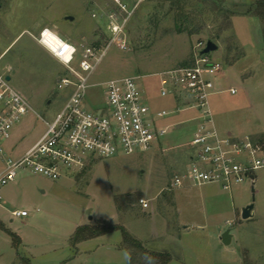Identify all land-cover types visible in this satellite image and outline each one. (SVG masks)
<instances>
[{
	"label": "rangeland",
	"instance_id": "1",
	"mask_svg": "<svg viewBox=\"0 0 264 264\" xmlns=\"http://www.w3.org/2000/svg\"><path fill=\"white\" fill-rule=\"evenodd\" d=\"M258 1L0 0V72L11 77V84L34 111L16 125L10 144L22 151L37 141L45 128L42 119L53 118L68 94L57 87L64 69L33 38L44 27L78 45H105L113 37L111 27L120 25L127 51L112 45L90 83L141 77L156 111H171L181 103L159 96L155 75L190 63L199 52L197 44L212 41L218 49L208 56L224 68L223 92L209 100L216 129L237 138L264 131V24L249 12ZM231 88L234 95L227 91ZM101 92L100 87L90 89L89 102H103ZM194 117L195 112L188 111L163 119L162 123L175 127L147 153L88 160L81 171L62 174L56 180L21 171L2 190L3 195L13 187L9 200H3L4 209L0 206V218L4 228L22 242L14 246L0 229V264H21L16 254L31 264H76L74 248L63 238L68 229L65 223L78 217L85 223L108 218L116 206L121 208V221L146 241L145 249L169 254L170 264H264V169L257 172L255 186L245 181L230 192L215 184L207 187L214 193L213 202L207 205L199 199L202 187L172 185L190 154L193 129L186 121ZM129 192L141 196L148 207H140L139 201L134 210L126 209L121 200L115 204L114 195ZM174 196L182 212L181 226L172 206ZM250 204L255 212L243 220L242 210ZM20 210L27 211L28 217L12 216ZM151 230L155 237L167 238L165 242L148 239ZM226 231L232 237L228 245L221 240ZM121 240V233L115 231L91 244L105 248Z\"/></svg>",
	"mask_w": 264,
	"mask_h": 264
},
{
	"label": "built area",
	"instance_id": "2",
	"mask_svg": "<svg viewBox=\"0 0 264 264\" xmlns=\"http://www.w3.org/2000/svg\"><path fill=\"white\" fill-rule=\"evenodd\" d=\"M110 30L113 37L105 45H78L47 27L33 37L64 69L65 73L57 78V87L68 94L53 118L42 119L43 134L17 157L8 153L6 142L14 127L34 111L28 99L6 79L9 75L0 72V206L2 190L21 171L56 180L62 174L81 171L88 160L147 153L175 127L162 123L163 119L188 111L195 112V117L186 121L195 123L190 139L193 156L187 169L174 177L172 185L215 184L229 192L245 181L254 186L257 172L264 169V134L243 138L219 134L209 100L223 92L220 82L224 68L208 54H202L207 43L197 44L199 52L190 63L155 75L159 80V96L181 103L180 108L171 111H156L150 106L151 99L143 90L141 77L90 83L112 45L127 51L122 27L113 25ZM95 87L102 88L103 102L99 104L90 103L87 98V92ZM227 91L236 93L233 88ZM139 203L148 207L144 199ZM28 215L27 211L12 212L13 217Z\"/></svg>",
	"mask_w": 264,
	"mask_h": 264
},
{
	"label": "crops",
	"instance_id": "3",
	"mask_svg": "<svg viewBox=\"0 0 264 264\" xmlns=\"http://www.w3.org/2000/svg\"><path fill=\"white\" fill-rule=\"evenodd\" d=\"M234 95V94H233ZM151 99V98H150ZM173 101V100H172ZM188 124H191L192 127L191 129L194 130V127H195V123H188ZM19 125V124H18ZM17 125V126H18ZM194 125V126H193ZM17 126L14 127L13 131H12V135L10 137V139L6 142V149L8 151V153L14 157H17V156H20L21 154H23L28 148H30L34 143H31L29 146H26L22 151H17V149L15 148V146L13 144H10V141L14 135V131L17 129ZM193 130H192V133H193ZM219 132V131H218ZM191 133V135H192ZM219 134L221 136H224L223 134H221L219 132ZM261 134H264V131L262 130H258V131H254L253 133L247 135V136H258V135H261ZM227 135H231L232 136V133L231 132H227ZM241 136V135H239ZM193 156V151L190 149V154H189V157L187 159V163L184 167V170L183 172L187 169V167L189 166L190 164V161H191V158ZM2 167V162L0 160V168ZM177 175V174H176ZM175 175V176H176ZM174 176V177H175ZM258 176L256 175V178H255V182L257 180ZM14 183V182H13ZM256 183H254V186H255ZM214 184H210V185H204V186H198V187H202L200 190H199V199H200V202L202 205H207L206 203H212V199L214 198V193H213V190L210 189V188H207V187H212ZM219 186V185H218ZM220 187V186H219ZM182 188V187H181ZM184 188H187L189 189V187H184ZM183 188V189H184ZM207 189V190H206ZM13 190V187L12 189H6L4 191V194L2 195L3 196V200L4 202L5 201H8L9 198H10V195H11V191ZM127 194H130V195H134V192H129V193H126L125 195ZM141 194H139L140 196ZM115 196V195H114ZM114 196H113V201L115 202L114 200ZM139 199H141V196L138 197V201ZM212 201V202H211ZM3 203V201H2ZM116 204V203H115ZM136 204L138 203H134V204H130L127 206L126 209L130 210L132 209ZM179 203L177 201V198L176 196H174V199H173V202H172V206L175 208L176 210V218H177V221H178V225L181 226L182 225V220H181V209L179 207ZM2 206V205H1ZM140 206V205H139ZM248 206V205H247ZM246 206V207H247ZM132 207V208H131ZM142 207V206H140ZM115 213L114 215H111L110 217H97L96 219L92 218L90 223H85L84 222V219H82V217H78L76 218L74 221H69V222H66L65 224L68 225V229L67 231L63 234V238L64 240H67L69 242V245H70V238L72 236V234L75 232V230L80 227V226H84V225H96L97 222L99 221H107L111 224H114V225H118L120 224L121 226H123L124 228H126L129 233L136 239L138 240L145 248L147 244L146 241H143V239H141V237L135 235L134 233H132L128 227H127V223L126 221H121V218L119 216V212L117 210V206L115 207ZM4 207L2 206L1 207V210H3ZM255 209V207H254ZM254 209L252 210V214L254 211ZM134 210V208H133ZM20 211H23V210H20ZM202 211H204V207H202ZM243 211V210H242ZM26 218V217H24ZM155 219H153L151 221V223L153 224V222ZM115 221V222H114ZM0 222L2 224H4V221L2 220V218H0ZM202 226V225H201ZM188 227L185 226V229H187ZM154 233L156 232H153L151 230L150 234H149V237L148 239L150 240H153V242H158L160 243L159 241L162 239L163 243L165 242L164 240L167 239V238H159L160 236H154ZM110 234V233H109ZM109 234H106V235H103V236H100V237H96V238H93V239H90V240H87V241H84L82 243H79L75 249H74V252H75V255L73 256L72 260L74 263L76 264H127V261H126V256H122V253L123 255H125L122 247H121V242L120 241H117V244L115 246L113 245H109V246H106L105 248L101 247L102 244H99V246L97 244H91V243H95V241H99L101 239H105L106 237L109 236ZM154 237H153V236ZM19 239H20V242H22L20 236H18ZM152 238V239H151ZM156 244V243H155ZM166 244H168V242H166ZM92 245H94L93 247H91ZM97 245V246H96ZM71 246V245H70ZM94 247H97V248H94ZM159 248H164V247H159ZM153 252H161V251H153ZM16 256L18 257H21L19 256V254H16Z\"/></svg>",
	"mask_w": 264,
	"mask_h": 264
},
{
	"label": "trees",
	"instance_id": "4",
	"mask_svg": "<svg viewBox=\"0 0 264 264\" xmlns=\"http://www.w3.org/2000/svg\"><path fill=\"white\" fill-rule=\"evenodd\" d=\"M254 16L259 18L264 24V0L256 2L255 7L249 10ZM264 40V37H262ZM115 203L122 201L125 207L130 204L138 203V198L134 195H124L122 197H115ZM121 200V201H120ZM120 211L121 208L117 207ZM0 229L5 231L13 241L14 246L20 243L17 235L7 231L4 225L0 222ZM118 231L121 233L122 242L121 247L125 253L127 264H170L172 258L167 253L153 252L145 249V247L136 240L129 231L121 225H114L107 221H99L96 225H84L78 227L70 238V245L75 247L84 241L100 237L112 232ZM17 249V248H15ZM21 264H31L30 261L23 257H18Z\"/></svg>",
	"mask_w": 264,
	"mask_h": 264
},
{
	"label": "water",
	"instance_id": "5",
	"mask_svg": "<svg viewBox=\"0 0 264 264\" xmlns=\"http://www.w3.org/2000/svg\"><path fill=\"white\" fill-rule=\"evenodd\" d=\"M68 20L72 21L73 19L71 17L67 18ZM218 49V46L212 42V41H208L206 44L205 49L202 51V54H209L211 52H214ZM8 81L11 80L10 76H7L6 78ZM254 209V204H250L247 207H245L242 211V219L243 220H247L250 219L252 217V210ZM231 235L229 233V231H226L225 233H223V235L221 236V240L224 244L228 245L231 242Z\"/></svg>",
	"mask_w": 264,
	"mask_h": 264
}]
</instances>
